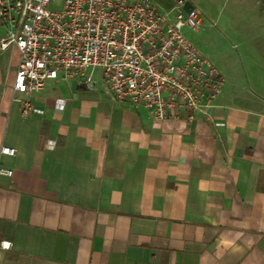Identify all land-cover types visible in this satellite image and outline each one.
Returning <instances> with one entry per match:
<instances>
[{
    "label": "crops",
    "instance_id": "crops-1",
    "mask_svg": "<svg viewBox=\"0 0 264 264\" xmlns=\"http://www.w3.org/2000/svg\"><path fill=\"white\" fill-rule=\"evenodd\" d=\"M187 1L218 13L232 0ZM233 4L254 16L229 29L240 53L218 66L212 121L155 119L101 72L16 93L20 52L0 51V166L13 171L0 174V264H264V0Z\"/></svg>",
    "mask_w": 264,
    "mask_h": 264
},
{
    "label": "built area",
    "instance_id": "built-area-1",
    "mask_svg": "<svg viewBox=\"0 0 264 264\" xmlns=\"http://www.w3.org/2000/svg\"><path fill=\"white\" fill-rule=\"evenodd\" d=\"M54 2L0 0V51L16 48L21 56L16 93L40 92L60 74L81 80L87 71L100 70L116 101L145 107L155 119L183 111L191 120H213L225 78L184 36L185 27L198 31L202 24L195 8L185 10L187 0L164 10L152 0H63L55 10ZM84 84L92 88L95 81L90 76ZM58 106L64 109V99ZM29 112L43 113L27 100L24 113ZM2 154L16 151L5 147ZM3 173L13 175L0 166Z\"/></svg>",
    "mask_w": 264,
    "mask_h": 264
},
{
    "label": "rangeland",
    "instance_id": "rangeland-1",
    "mask_svg": "<svg viewBox=\"0 0 264 264\" xmlns=\"http://www.w3.org/2000/svg\"><path fill=\"white\" fill-rule=\"evenodd\" d=\"M176 0H152L160 10L169 9V4H173ZM213 0H207L208 5ZM63 0H55L51 5V9H60ZM234 0L229 2L228 7L219 9V15L214 10L213 4H210V13H200L202 24L198 31H194L189 27L183 29L184 36L198 49V51L217 67L224 66L228 63L227 59L237 58L240 53L239 48L231 45L229 34L230 27L242 25L251 21L254 16V10L250 6H243L241 4H233ZM201 11V10H200ZM209 12V9L205 10ZM215 13V14H214ZM217 13V14H216ZM219 16V19H217ZM240 33V32H239ZM243 33V31L241 32ZM249 58V51L246 52L245 57ZM246 58V60H250ZM235 61V59H234ZM236 63V62H235ZM248 64L250 62H247ZM218 67V69H219ZM89 74V72H88ZM95 81L98 82L100 77V70L92 73Z\"/></svg>",
    "mask_w": 264,
    "mask_h": 264
},
{
    "label": "water",
    "instance_id": "water-1",
    "mask_svg": "<svg viewBox=\"0 0 264 264\" xmlns=\"http://www.w3.org/2000/svg\"><path fill=\"white\" fill-rule=\"evenodd\" d=\"M194 8H195L194 5H193L190 1H187V2H186L185 10H186L187 12L193 10Z\"/></svg>",
    "mask_w": 264,
    "mask_h": 264
},
{
    "label": "snow or ice",
    "instance_id": "snow-or-ice-1",
    "mask_svg": "<svg viewBox=\"0 0 264 264\" xmlns=\"http://www.w3.org/2000/svg\"><path fill=\"white\" fill-rule=\"evenodd\" d=\"M5 246H7V245H5Z\"/></svg>",
    "mask_w": 264,
    "mask_h": 264
}]
</instances>
